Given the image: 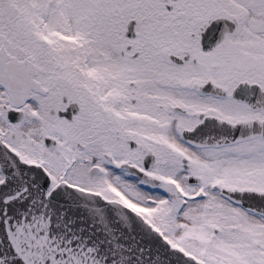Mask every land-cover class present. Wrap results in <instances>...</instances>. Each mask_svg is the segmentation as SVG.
I'll return each mask as SVG.
<instances>
[{
  "label": "snow or ice",
  "instance_id": "snow-or-ice-1",
  "mask_svg": "<svg viewBox=\"0 0 264 264\" xmlns=\"http://www.w3.org/2000/svg\"><path fill=\"white\" fill-rule=\"evenodd\" d=\"M0 264H264V0H0Z\"/></svg>",
  "mask_w": 264,
  "mask_h": 264
}]
</instances>
